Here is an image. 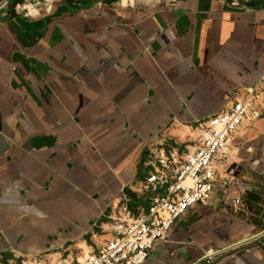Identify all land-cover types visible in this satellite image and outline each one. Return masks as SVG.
<instances>
[{"label":"crops","instance_id":"crops-1","mask_svg":"<svg viewBox=\"0 0 264 264\" xmlns=\"http://www.w3.org/2000/svg\"><path fill=\"white\" fill-rule=\"evenodd\" d=\"M256 85L264 0H0V264L102 246L122 206L146 207V150ZM260 105L209 203L144 264H264Z\"/></svg>","mask_w":264,"mask_h":264},{"label":"built area","instance_id":"built-area-1","mask_svg":"<svg viewBox=\"0 0 264 264\" xmlns=\"http://www.w3.org/2000/svg\"><path fill=\"white\" fill-rule=\"evenodd\" d=\"M263 98L259 85L244 89L215 116L198 122L188 142L148 148L136 191L146 207L122 206L112 218L111 238L102 246L49 262L22 257L21 264H144L154 248L167 241L177 221L195 206L209 203L228 169L227 151L243 124L260 116ZM240 203L237 199L234 206ZM217 253L210 250L206 259Z\"/></svg>","mask_w":264,"mask_h":264},{"label":"bare ground","instance_id":"bare-ground-1","mask_svg":"<svg viewBox=\"0 0 264 264\" xmlns=\"http://www.w3.org/2000/svg\"><path fill=\"white\" fill-rule=\"evenodd\" d=\"M230 150H232V149H229V150L227 151V153H228L229 157H230Z\"/></svg>","mask_w":264,"mask_h":264}]
</instances>
